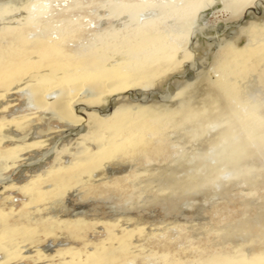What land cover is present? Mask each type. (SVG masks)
<instances>
[{
	"label": "bare ground",
	"instance_id": "6f19581e",
	"mask_svg": "<svg viewBox=\"0 0 264 264\" xmlns=\"http://www.w3.org/2000/svg\"><path fill=\"white\" fill-rule=\"evenodd\" d=\"M39 1L33 0L20 8L9 9L5 5L0 8V264H13L21 259L22 252L15 237L35 238L38 231L35 227L29 230V224L36 217H43L37 212L44 210L52 200L62 199L73 185L83 184L84 191L77 196L80 199L82 196L100 197L108 190H123L125 196L129 195L131 192L124 190L127 187L124 184L136 176L133 172L111 182L90 183L92 173L104 170L108 162L137 161L145 167L140 169L141 177L146 180L160 177L162 180L164 173L159 175L155 165L161 158L165 161L170 153L165 128L168 124L177 126V122L199 125L214 120L216 114L212 104L204 102L197 107H181L177 120L149 116L151 113L139 107L134 110L132 106L121 105L112 109L106 106V98L114 96V101L125 98L128 95L121 94H133L131 90L139 87L142 96L136 100L145 102L155 93L151 91L153 81L179 66L176 55L180 48L183 67L197 71V63L188 62L187 48H191L194 36L207 24L204 22L203 28L194 24L204 8L220 1L231 15L241 20L251 12L252 6L254 12L260 13V7L264 5L261 0H91L94 10L81 15L70 12L74 7L69 10L79 1L74 4L63 0V7L57 4L60 11L51 4L62 0ZM102 7L107 8V12L103 8V16L97 12ZM20 9L22 11L18 12ZM11 10L17 13L11 14ZM143 10H151L150 13L154 10L152 14L156 15L144 16L134 28L118 37L115 25L118 16L125 15L132 23ZM169 17L185 26L179 43L166 41L162 36L165 20ZM240 28L250 38L264 35V27L250 26L246 31ZM214 66L205 82L187 87L199 90V95L232 97L239 89L237 81L249 76H254L257 83L264 86V45L256 47L249 41L241 50L227 45L217 51ZM163 98L168 99L169 95ZM104 104L106 108H102ZM34 116L44 123L45 147L25 142L33 136ZM55 122L61 130L50 135ZM245 126L246 123L240 125L241 128ZM87 127L94 128L95 132L82 135ZM60 135L62 138L80 135L77 148L54 159L47 171L24 182L16 180V172L21 166L36 165L56 155L57 146L50 145L49 141L55 136L60 139ZM237 147L231 148L240 153V145ZM231 153L227 151L225 155L230 158ZM148 192L161 196L166 189L155 186ZM15 198L22 200L16 203ZM112 218L104 221L113 229L117 222ZM95 220L53 219L54 222H43L42 225L49 229L62 226L67 237L78 240L85 230L98 223L99 219ZM131 221L132 218L128 222ZM132 225L129 231L111 238L115 244L107 247L110 248L108 252L106 247L94 246V250L85 256V263L99 264L104 258L111 261L126 258L131 262L137 259L138 253L132 245L144 241L146 234L136 223ZM155 243L164 252L169 250L166 240ZM244 258L232 256L217 264H264V251Z\"/></svg>",
	"mask_w": 264,
	"mask_h": 264
},
{
	"label": "rangeland",
	"instance_id": "374dc122",
	"mask_svg": "<svg viewBox=\"0 0 264 264\" xmlns=\"http://www.w3.org/2000/svg\"><path fill=\"white\" fill-rule=\"evenodd\" d=\"M31 1L33 0H0V8L2 5L9 9L15 6L20 8ZM65 1L74 4L79 1L75 4L76 7L72 5L69 8L70 10L74 7L70 10L73 14L82 15L94 10L90 4L91 0ZM57 4L63 7L64 1L51 4L60 11L61 7ZM103 8L97 11L100 15L107 12V8H104L105 11ZM260 9L262 12L256 13L252 6L251 12L240 20L236 15H231L229 9L224 8L220 1L204 8L198 13L194 24L202 28L204 22L207 24L201 29V33L194 36L191 48H187L188 62L197 63V71L183 67L184 60L180 48L176 55L179 66L153 81L151 91L155 93L148 96L145 102L136 100L142 96L139 87L131 90L133 94H121L128 95L125 98H117L115 101L114 96L106 98V106L112 109L121 105L132 106L134 110L139 107L152 114L148 113L149 116L156 115L157 118L163 119H177L181 107H197L201 103L210 102L215 109L216 118L199 125L182 123V126L177 122L176 125L181 126L172 127L168 124L165 129L170 153L165 161L161 158L155 165L159 175L164 173L162 180L160 177L151 180L141 177L139 173L145 167L137 161L108 162L104 170L92 173L90 183L111 182L133 172L136 176L129 178L124 184L127 186L124 190L131 192L129 195L125 196L123 190H108L100 197L82 196L80 199L78 197L82 195L84 187L83 184H75L67 191L65 197L47 203L44 210L37 212L43 217H36V220L29 224V230H34L35 227L38 231L37 236L15 237L22 257L13 264H88L85 263V256L94 250V246L99 249L112 247L115 240L111 238L129 231L134 223L143 228L146 234L144 241H137L132 245L139 257L132 259V262L126 258L113 261L104 258L99 264H217L232 256L242 260L244 257H252L260 250L264 251V86L258 84L254 76H249L237 81L239 89L232 97L222 94L199 95V90L187 87L207 80L214 70L219 49L230 45L241 50L249 41L256 47L264 45V35L250 38L240 28L246 31L250 26L264 27V5ZM11 11V14L17 13ZM150 12L151 10L139 12L137 20L132 23L128 22L125 15L118 16L115 24L117 36L120 37L134 28L144 16L156 15L152 14L154 10ZM167 19L162 36L166 41L179 43L185 26L182 27L170 17ZM166 94L169 95L168 99L163 98ZM102 106L106 108L105 104ZM242 123H246L244 128L240 127ZM43 125L44 123L34 116L33 136L25 142L39 143V146L45 147L43 142L47 140V135ZM228 126H231L230 130L227 129ZM53 128L52 132L55 131L50 135H56L61 130L57 128L56 122ZM84 130L82 135L95 132L94 128L89 127ZM78 138L68 135L58 139L55 136L49 144L57 146L56 155L36 165L21 166L15 179L24 182L33 175L47 171L54 159L62 158L77 148ZM239 145L242 149L240 153L237 149H232L238 148ZM227 151L232 152L230 158L226 156ZM210 167H213L212 170ZM155 186H162L166 192L161 196H153L148 191ZM14 200L18 203L22 199ZM110 216L117 222L113 229L107 226ZM127 218H132L133 221L128 222ZM53 219H99L101 222L90 226L84 231L81 239L75 240L67 237L62 226L55 225L54 229H49L42 225L43 222H52ZM163 240L168 243L167 252L155 243ZM138 246L140 249H137ZM109 249L107 248V252Z\"/></svg>",
	"mask_w": 264,
	"mask_h": 264
}]
</instances>
